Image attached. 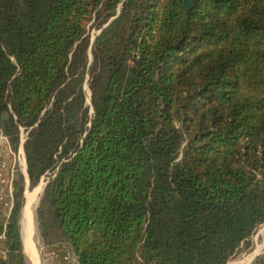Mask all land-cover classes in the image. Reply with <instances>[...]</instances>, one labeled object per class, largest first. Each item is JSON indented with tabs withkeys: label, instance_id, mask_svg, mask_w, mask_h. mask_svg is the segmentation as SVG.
Segmentation results:
<instances>
[{
	"label": "trees",
	"instance_id": "trees-1",
	"mask_svg": "<svg viewBox=\"0 0 264 264\" xmlns=\"http://www.w3.org/2000/svg\"><path fill=\"white\" fill-rule=\"evenodd\" d=\"M192 1L0 0V128L30 188L53 175L48 250L226 264L264 222V0ZM22 181L0 264H24Z\"/></svg>",
	"mask_w": 264,
	"mask_h": 264
},
{
	"label": "rangeland",
	"instance_id": "rangeland-1",
	"mask_svg": "<svg viewBox=\"0 0 264 264\" xmlns=\"http://www.w3.org/2000/svg\"><path fill=\"white\" fill-rule=\"evenodd\" d=\"M95 31L93 30L91 33H94ZM93 36V35H92ZM86 94H87V98H86V102L89 104V91L86 87ZM24 133V132H23ZM24 153V152H23ZM24 159H25V155H24ZM22 162V159H21ZM24 163V162H22ZM26 162L25 164H19L17 166V171L14 175L15 180H18L20 178V175H23V181L22 183H24V190H23V204H24V196H25V192L26 190H29L26 192V198L28 195H31L33 197H36L38 195V200H37V204L36 206L38 207L40 199L43 195V190L40 191V193H38L36 190L39 186L43 185L42 188L44 189L46 183L49 181V179L53 176L51 172L47 171L45 172L39 179L38 183L30 188L29 187V182H28V178L26 177V171L24 170V168L26 169ZM25 172H24V171ZM23 207V205H22ZM37 208H34L33 211V217L31 219V234H30V240L32 237V231L34 228V243H35V247L38 250V257L39 260L41 261V264H57V259L55 258L54 255H52L50 253V250H48V248L43 244V240L42 237L40 235V227H39V223L37 220V213H36ZM21 214H22V210H21ZM33 219H34V227H33ZM22 234V231H21ZM22 237V235H21ZM248 244L242 245V247L239 249V251L236 252V254L226 263V264H252L253 260H254V256H258L262 253H264V222L261 223L260 225H258V227L255 229L254 233L248 238ZM22 241V239H21ZM259 248V251L256 252V254H254L252 256V258L247 262V259L250 258V256L253 254V252L255 251V249L257 247ZM24 264H31V261L29 259V257H27L24 252ZM32 263L34 264L33 260ZM37 264H39L37 262Z\"/></svg>",
	"mask_w": 264,
	"mask_h": 264
},
{
	"label": "built area",
	"instance_id": "built-area-1",
	"mask_svg": "<svg viewBox=\"0 0 264 264\" xmlns=\"http://www.w3.org/2000/svg\"><path fill=\"white\" fill-rule=\"evenodd\" d=\"M24 132V133H23ZM26 138V131L20 130L19 146L16 151L11 148L7 136L0 128V205L9 211L12 204L13 180L17 171V166L25 164L23 142ZM22 159V163L21 162ZM1 218V217H0ZM4 238V232L0 231V241ZM58 245V244H57ZM54 245L53 247H55ZM62 254L57 260V264H78L76 257L66 244L61 245ZM52 255L57 252L54 248L50 250Z\"/></svg>",
	"mask_w": 264,
	"mask_h": 264
},
{
	"label": "crops",
	"instance_id": "crops-1",
	"mask_svg": "<svg viewBox=\"0 0 264 264\" xmlns=\"http://www.w3.org/2000/svg\"><path fill=\"white\" fill-rule=\"evenodd\" d=\"M25 170V168H24ZM23 170V171H24ZM25 172V171H24ZM37 190V189H36ZM43 190V188H42ZM29 191V190H26V192ZM26 192H25V196H24V205L22 207V220H21V226H22V248H23V252L24 254L29 257L30 261H31V264L32 263V260L34 262V264H37V262L39 264H41V261L39 260V257L37 256L38 255V250L37 248L35 247V243H34V228H33V231H32V237H31V240H30V234H31V227H30V224H31V219L33 217V213L30 214L31 216L30 217H26L24 216V209H25V205H26V202H27V198H26ZM38 192V191H37ZM40 193V191L38 192ZM41 194V193H40ZM36 206V205H35ZM35 208V207H34ZM8 215V210L3 208L1 205H0V220H2L3 218H6ZM34 218V217H33ZM24 224V225H23ZM33 227H34V219H33ZM26 237V239H24V236ZM2 241V240H1ZM1 241H0V258H3L4 257V251H3V248H2V244H1ZM61 245L62 244H58L56 245L55 247H52V249L54 248V251L57 252L54 256L55 258L58 260L60 257H61V254H62V249H61Z\"/></svg>",
	"mask_w": 264,
	"mask_h": 264
},
{
	"label": "bare ground",
	"instance_id": "bare-ground-1",
	"mask_svg": "<svg viewBox=\"0 0 264 264\" xmlns=\"http://www.w3.org/2000/svg\"><path fill=\"white\" fill-rule=\"evenodd\" d=\"M42 186H43V185H41V186H39V187L37 188L38 192L42 190ZM37 200H38V195H37L36 197H33L32 194L27 196V202H26L25 209H24V216H26V217H30V216H31L30 214L33 213V211H34V207H35V205L37 204ZM23 225H24V224H23ZM23 236H24V239H26L25 235H23ZM259 248H260V247L258 246V247L255 249V251H254L253 254L250 256V258L247 259V262L252 258V256H253L254 254H256V252L259 251Z\"/></svg>",
	"mask_w": 264,
	"mask_h": 264
},
{
	"label": "water",
	"instance_id": "water-1",
	"mask_svg": "<svg viewBox=\"0 0 264 264\" xmlns=\"http://www.w3.org/2000/svg\"><path fill=\"white\" fill-rule=\"evenodd\" d=\"M183 2H184V4H185V6H186V8L187 9H190L191 7H192V5H193V1L192 0H183ZM26 167V166H25ZM25 171H26V169H25ZM27 174V173H26ZM27 177V176H26ZM37 208V206H35V209ZM254 258H255V256H254Z\"/></svg>",
	"mask_w": 264,
	"mask_h": 264
}]
</instances>
